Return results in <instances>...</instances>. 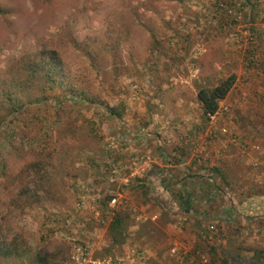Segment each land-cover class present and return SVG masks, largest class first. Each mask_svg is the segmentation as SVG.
Returning <instances> with one entry per match:
<instances>
[{"label": "rangeland", "instance_id": "1", "mask_svg": "<svg viewBox=\"0 0 264 264\" xmlns=\"http://www.w3.org/2000/svg\"><path fill=\"white\" fill-rule=\"evenodd\" d=\"M46 51L61 88L27 74ZM231 74L205 118L197 90ZM68 89L94 103L68 102ZM0 125V237L29 257L264 264V0H0ZM35 161L48 180L24 200ZM186 193L199 217L173 206Z\"/></svg>", "mask_w": 264, "mask_h": 264}, {"label": "trees", "instance_id": "2", "mask_svg": "<svg viewBox=\"0 0 264 264\" xmlns=\"http://www.w3.org/2000/svg\"><path fill=\"white\" fill-rule=\"evenodd\" d=\"M44 52H42L43 55ZM45 59L41 61V63H35L34 61H29L25 65V69L27 71V74L29 77H38L37 75H40V79H42V82L44 85H48V88L51 87H57L61 88L62 83H64L65 76L62 72V63L58 59L56 53L54 51H46L44 53ZM58 77V81L55 80V77ZM235 81L234 75H228L225 78L219 80L216 82L214 86H211L209 88H200L197 90L195 94V99L197 103L200 106L201 113L205 118H208L209 116H212L215 114L218 108V103L222 101L228 92L231 90L233 84ZM51 86V87H49ZM69 90V89H68ZM4 101L8 104L10 103V96L9 93L4 94ZM64 99H66L68 102L74 104V103H90L93 104V101H90L82 96L76 95L73 93V91L69 90L68 93L63 95ZM59 104V103H58ZM14 105H10V110L12 113L16 112V109L13 108ZM104 111L108 116H111L113 118H119L122 113V108L120 107L119 110H116L113 107H104ZM2 122V121H1ZM2 126L0 125V130ZM37 137L39 138V141L34 144L30 149L33 150L34 156L38 160V157L42 156V154L45 151L47 146L44 145L43 138H41L38 134ZM48 154V152H47ZM42 164L39 163V161H35L32 164L33 171L32 174L30 171L26 173V176L32 175V184L33 188L22 187L17 191V197L22 198L24 200L27 199H35L37 198L38 191L42 189L41 182L49 175H47V172L41 169ZM19 179V178H17ZM22 180V178L20 179ZM143 190V189H142ZM143 195H146L145 191H142ZM109 197H105L102 200H100L99 204L101 207H105V200H107ZM180 202L177 203L178 212L181 214H194V211L192 210L191 201L189 199L188 194L186 195H180L179 196ZM38 200H36L35 203H37ZM123 225L122 220L118 217L117 213H113L109 223L107 224V232L109 234V237L112 241V243H120L123 240ZM30 254L28 251H23L20 249L18 243L14 238H11L8 241H5L3 237H0V259L1 260H8L11 257H16L17 259H23L28 262V264H49L50 261L47 260V257L40 256L37 253L32 254L30 257L27 255ZM223 264H226L225 261H222Z\"/></svg>", "mask_w": 264, "mask_h": 264}, {"label": "crops", "instance_id": "3", "mask_svg": "<svg viewBox=\"0 0 264 264\" xmlns=\"http://www.w3.org/2000/svg\"><path fill=\"white\" fill-rule=\"evenodd\" d=\"M173 206L178 210V208H177V206L175 204H173ZM227 210H229V209H227ZM237 212L239 213L238 215H240V214L246 215V214H244L245 212H240L239 210H237ZM189 214H192V213H189ZM193 216L199 217L200 215H198L197 213L194 212ZM208 218L210 220H214L215 221V220L225 219L227 217H226V215L223 212H220L216 216L212 214Z\"/></svg>", "mask_w": 264, "mask_h": 264}, {"label": "built area", "instance_id": "4", "mask_svg": "<svg viewBox=\"0 0 264 264\" xmlns=\"http://www.w3.org/2000/svg\"><path fill=\"white\" fill-rule=\"evenodd\" d=\"M113 202H114V199L111 200V203H113Z\"/></svg>", "mask_w": 264, "mask_h": 264}]
</instances>
